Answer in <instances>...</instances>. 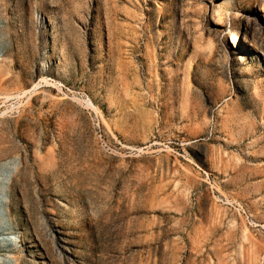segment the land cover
I'll list each match as a JSON object with an SVG mask.
<instances>
[{
	"label": "rangeland",
	"instance_id": "obj_1",
	"mask_svg": "<svg viewBox=\"0 0 264 264\" xmlns=\"http://www.w3.org/2000/svg\"><path fill=\"white\" fill-rule=\"evenodd\" d=\"M0 264H264V0H0Z\"/></svg>",
	"mask_w": 264,
	"mask_h": 264
},
{
	"label": "bare ground",
	"instance_id": "obj_2",
	"mask_svg": "<svg viewBox=\"0 0 264 264\" xmlns=\"http://www.w3.org/2000/svg\"><path fill=\"white\" fill-rule=\"evenodd\" d=\"M231 40H232V43H234L235 45H238L240 43L237 27L234 28V33H233Z\"/></svg>",
	"mask_w": 264,
	"mask_h": 264
}]
</instances>
